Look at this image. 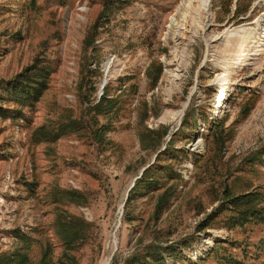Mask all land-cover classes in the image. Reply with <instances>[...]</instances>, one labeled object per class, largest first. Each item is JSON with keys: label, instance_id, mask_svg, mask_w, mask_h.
<instances>
[{"label": "rangeland", "instance_id": "374dc122", "mask_svg": "<svg viewBox=\"0 0 264 264\" xmlns=\"http://www.w3.org/2000/svg\"><path fill=\"white\" fill-rule=\"evenodd\" d=\"M109 1L0 0V252L26 234L33 264L48 239L54 264H138L150 245H175L165 264H264V0H212L201 25H180L188 0ZM153 60L163 64L154 87ZM37 61L52 70L48 88L21 109L5 88ZM105 91L120 100L97 118L104 142L90 130L31 141L67 109L88 122V101ZM144 126L166 131L157 149L142 145ZM146 169L150 188L137 181ZM55 188L86 196L61 207L92 224L72 260L54 233ZM257 192L263 215L238 220L228 194Z\"/></svg>", "mask_w": 264, "mask_h": 264}, {"label": "trees", "instance_id": "16d2710c", "mask_svg": "<svg viewBox=\"0 0 264 264\" xmlns=\"http://www.w3.org/2000/svg\"><path fill=\"white\" fill-rule=\"evenodd\" d=\"M105 3H110L106 0ZM108 5V4H107ZM109 7L106 6V9ZM105 9V10H106ZM102 17V16H101ZM98 28V23H95L90 31L87 33L84 39V47L86 50L94 48L96 42V31ZM96 51V50H95ZM40 61H37V65H33L30 68H26L25 71L20 74L16 79L12 80L9 85L6 86L5 91L11 98L20 103L21 109L27 105H34V103L39 101L48 88V82L50 80L51 68L45 63L38 65ZM163 74V64L153 60L148 69V76L151 80L152 87L156 86L160 81ZM86 94L80 93L81 101H86L84 98ZM88 100V98H87ZM120 98L108 97L107 92L96 101H88L90 105L85 108L86 114H92L91 119L87 122L83 117H74L73 110H65L67 113L60 115L58 122H49L48 124H43L42 126L36 128L31 135V141L33 143L46 142L54 143L57 142L61 137L70 134L83 133L84 130H90L93 137L99 142L105 141V134L109 131L108 124H100L97 119L100 115H107L117 109V105ZM145 105V104H144ZM146 107L145 117L148 116V107ZM93 120V121H92ZM164 133L160 129L154 130L143 127L139 135L141 137L142 145L145 148L157 149L161 144ZM151 136H155L151 138ZM147 138H151L149 142H146ZM225 142V140L223 139ZM143 179L137 180L139 183L144 184L146 188H150L154 179L150 176V171L146 169L143 172ZM32 189L36 184H30ZM33 185V186H32ZM47 195L53 198V203L55 207V218H54V233L61 241L65 248L64 256L66 260L74 259L69 253L71 250L75 249L78 245L86 240L90 234V228L92 224L82 217L70 214L61 208L65 203H84L86 196L77 190H67L62 188H55L51 190ZM171 194L168 190L165 191L159 198L157 204L158 211L162 209V206L169 200ZM131 197L129 196L130 200ZM229 203L238 210L236 215L238 220H244L249 217L258 218L263 215L261 211V195L260 193H247L240 197L227 196ZM37 241L30 235L20 234V246L17 247L10 253L0 252V264H33L30 258V250L32 244ZM53 246L52 242L48 239L46 247L43 249L41 258L37 264H54L53 258ZM175 245L160 246V245H150L147 256L149 258L135 259L134 263L138 264H165L164 254L175 255ZM199 260V259H198ZM197 260V261H198ZM138 261V262H137Z\"/></svg>", "mask_w": 264, "mask_h": 264}, {"label": "bare ground", "instance_id": "6f19581e", "mask_svg": "<svg viewBox=\"0 0 264 264\" xmlns=\"http://www.w3.org/2000/svg\"><path fill=\"white\" fill-rule=\"evenodd\" d=\"M197 0H188L184 5L185 7V11L183 13V20L181 21L182 23H180V25H183L185 22H187L189 19H191L194 23L201 25L202 23V16L205 14L209 13L211 4H212V0H200L198 2V5L196 6L195 4H197ZM196 14V15H195ZM260 19H257V23L259 22ZM240 28V27H239ZM240 29H236V30H230L229 33L230 34H235L240 32ZM230 71L226 70L220 85L221 87H226L229 84L228 81V76H229ZM109 78H107L108 81ZM231 94V88L225 89L224 92L219 96L218 101L216 102V107H215V113L214 115L217 113L218 114L221 112L223 106H224V101L225 99L228 97V95Z\"/></svg>", "mask_w": 264, "mask_h": 264}, {"label": "water", "instance_id": "95a60500", "mask_svg": "<svg viewBox=\"0 0 264 264\" xmlns=\"http://www.w3.org/2000/svg\"><path fill=\"white\" fill-rule=\"evenodd\" d=\"M105 85H106V79L104 80V82H103L101 88L104 89ZM142 174H143V172L141 173V175H142Z\"/></svg>", "mask_w": 264, "mask_h": 264}]
</instances>
